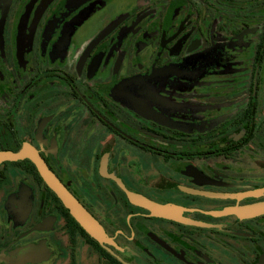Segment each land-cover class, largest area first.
Here are the masks:
<instances>
[{"label":"flooded vegetation","instance_id":"1","mask_svg":"<svg viewBox=\"0 0 264 264\" xmlns=\"http://www.w3.org/2000/svg\"><path fill=\"white\" fill-rule=\"evenodd\" d=\"M0 264H264V0H0Z\"/></svg>","mask_w":264,"mask_h":264},{"label":"water","instance_id":"2","mask_svg":"<svg viewBox=\"0 0 264 264\" xmlns=\"http://www.w3.org/2000/svg\"><path fill=\"white\" fill-rule=\"evenodd\" d=\"M68 209L72 212L74 217L82 224V226L93 236L99 237L100 228L97 223L89 216L86 211L72 198L64 196L58 191ZM129 199L138 205H141L152 212L154 215L163 217H174L175 208L171 204H158L152 202L138 194L128 192Z\"/></svg>","mask_w":264,"mask_h":264}]
</instances>
